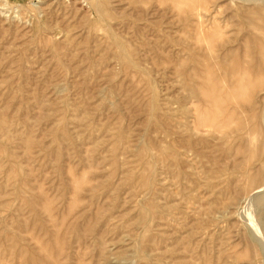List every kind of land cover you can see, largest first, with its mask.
<instances>
[{
  "label": "rangeland",
  "instance_id": "obj_1",
  "mask_svg": "<svg viewBox=\"0 0 264 264\" xmlns=\"http://www.w3.org/2000/svg\"><path fill=\"white\" fill-rule=\"evenodd\" d=\"M262 32L264 0H0V264H264Z\"/></svg>",
  "mask_w": 264,
  "mask_h": 264
},
{
  "label": "bare ground",
  "instance_id": "obj_2",
  "mask_svg": "<svg viewBox=\"0 0 264 264\" xmlns=\"http://www.w3.org/2000/svg\"><path fill=\"white\" fill-rule=\"evenodd\" d=\"M185 1H186V0H185ZM191 1H192V0H191ZM257 12H258V11H257ZM257 12H256V13H257ZM259 17H260V16H259ZM253 18H254V17H253ZM254 19H255V18H254ZM249 21H251V18L249 19ZM262 28H263V27H262ZM262 33H263V32H262ZM263 34H264V33H263ZM262 36H263V35H262ZM263 39H264V38H263ZM263 82H264V81H263Z\"/></svg>",
  "mask_w": 264,
  "mask_h": 264
}]
</instances>
